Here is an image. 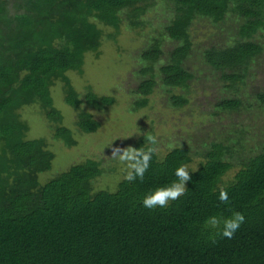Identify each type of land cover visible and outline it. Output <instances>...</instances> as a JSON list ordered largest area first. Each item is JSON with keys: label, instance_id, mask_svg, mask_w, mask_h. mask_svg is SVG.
<instances>
[{"label": "trees", "instance_id": "trees-1", "mask_svg": "<svg viewBox=\"0 0 264 264\" xmlns=\"http://www.w3.org/2000/svg\"><path fill=\"white\" fill-rule=\"evenodd\" d=\"M158 5L169 17L138 54L145 78L136 90L143 98L133 110L145 106L156 76L171 105L187 103L173 90L187 88L194 78L187 63L199 20L218 26L225 18L239 21L230 44L201 52L203 65L234 92L262 52L264 0H0V264H264V143L248 147L243 130L155 153L142 181L123 177L114 192L95 188L104 170L93 159L44 183L39 179L54 154L45 139H27L19 110L38 105L53 138L75 146L51 97L60 81L64 103L76 112L77 131L95 133L100 123L81 105L102 110L114 98L89 87L78 94L66 73L82 74L85 55L101 46L102 27L114 30L107 36L114 40L122 24L144 27L147 12ZM164 39L173 43L171 49H163ZM253 98L264 110V92ZM241 106L235 97L219 104L226 111ZM146 143L133 146L146 149ZM181 164L189 166L185 194L166 208L146 209L144 196L176 180ZM221 187L227 204L219 201ZM234 212L245 220L228 239L221 235L223 219ZM213 216L220 226L208 223Z\"/></svg>", "mask_w": 264, "mask_h": 264}, {"label": "rangeland", "instance_id": "rangeland-1", "mask_svg": "<svg viewBox=\"0 0 264 264\" xmlns=\"http://www.w3.org/2000/svg\"><path fill=\"white\" fill-rule=\"evenodd\" d=\"M168 17L165 6L158 5L147 12L144 27L133 30L122 24L114 40L107 38L114 34V30L102 27L101 46L97 53L85 55L82 74L66 73L78 94L83 95L89 87L98 96L114 98V103L102 110L81 105L82 110L89 112L100 123L95 133L77 131L74 125L76 112L63 101V84L54 82L51 88L53 105L63 117L62 125L72 132L75 146L66 147L53 138L49 123L38 105L25 106L19 110L21 120L29 128L27 139H45L54 154L48 173L39 176L41 183L72 165L93 159L100 161L104 170L95 181V188L114 192L125 175L126 166L111 157L110 146H133L142 139L147 141L148 135L157 137L155 147L158 148L159 156L183 145L193 148L203 141H220L226 133L241 130L248 147L254 149L264 143V110L257 106L253 98L256 93L264 92V31L258 38L262 52L250 62L249 75L236 86V93L227 89L225 82L204 66L201 58V52L206 48L231 43L239 23L235 18H225L220 26L208 20H199L194 24V50L187 63L194 78L187 88L173 90L174 94L187 99L186 104L181 107L171 105L167 89L160 85L159 76H156L154 79L157 83L146 97L145 106L133 110L134 103L143 98L136 90L145 78L139 74L142 65L138 61V54L150 38L162 33ZM172 46V42L164 39L165 51ZM157 67L155 65V71ZM231 97L239 98L243 106L233 111L219 108L223 99Z\"/></svg>", "mask_w": 264, "mask_h": 264}, {"label": "clouds", "instance_id": "clouds-1", "mask_svg": "<svg viewBox=\"0 0 264 264\" xmlns=\"http://www.w3.org/2000/svg\"><path fill=\"white\" fill-rule=\"evenodd\" d=\"M146 139L150 145L146 149L132 145L121 147L113 144L110 146L111 157L118 159L119 162L126 166L124 179L128 182H133L137 179L142 181L153 155L158 152V148L155 147L158 143L157 137L148 135ZM188 168L187 164H181L177 167L174 171L176 180L167 186L158 187L146 194L142 200L143 206L149 210L155 209L157 206L166 208L170 201H175L184 195L187 191L186 182L190 180ZM219 201L224 204L229 202L228 193L224 187H221L219 191ZM244 220L245 217L241 212H234L231 217L223 219L221 235L231 239ZM208 223L213 227H218L221 224V219L213 216L209 218Z\"/></svg>", "mask_w": 264, "mask_h": 264}]
</instances>
